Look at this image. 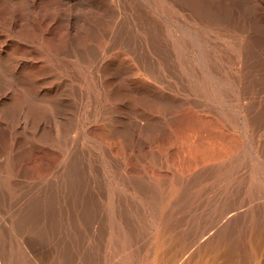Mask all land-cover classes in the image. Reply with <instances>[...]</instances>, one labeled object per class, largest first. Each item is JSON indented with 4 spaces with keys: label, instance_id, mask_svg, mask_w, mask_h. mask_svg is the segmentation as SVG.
Instances as JSON below:
<instances>
[{
    "label": "bare ground",
    "instance_id": "obj_1",
    "mask_svg": "<svg viewBox=\"0 0 264 264\" xmlns=\"http://www.w3.org/2000/svg\"><path fill=\"white\" fill-rule=\"evenodd\" d=\"M81 139L115 166L101 209ZM0 240L6 264H264V0H0Z\"/></svg>",
    "mask_w": 264,
    "mask_h": 264
},
{
    "label": "rangeland",
    "instance_id": "obj_2",
    "mask_svg": "<svg viewBox=\"0 0 264 264\" xmlns=\"http://www.w3.org/2000/svg\"><path fill=\"white\" fill-rule=\"evenodd\" d=\"M197 121L194 119L193 116L191 115H184V116H178L175 117L168 128L164 129L160 138H158L155 143L154 146L157 148H161V149H165V148H169L172 144L176 143L179 145L184 144L188 139H190V137L192 136V134H194V130H196L198 127ZM196 126V127H195ZM193 129V130H192ZM204 135L207 134L206 131H204ZM94 137L97 140H102L104 142H106L109 145V149L110 152H112V155L116 156H121L122 154H124L125 149L123 147V145L121 144L120 140L115 136V135H110L109 132H105L103 131V129L101 130L100 128H97L94 132ZM96 139H81L78 143H79V147L78 149L83 150L85 152V157L87 156L86 160L88 161L89 158V166H90V171L91 174L89 173V185L90 186V190L93 191L95 189V193H93V191L91 192L92 194V200H95V203L98 204V208H102L104 203V201L108 200L109 197V193H110V189L109 187V182H111V179L113 178L114 175V171H115V166H113L111 163H107L106 159L104 157V154L102 155V151L100 150L99 147V143L97 142ZM77 149V150H78ZM144 152L147 153L148 152V146L144 148ZM37 153V154H36ZM43 153V155H42ZM35 152L34 157L32 161L36 162L37 164H33V162H31L30 166L31 168H33L31 171L33 173H28L29 175L27 176L28 178H30L31 180H37L41 182V184L44 186H48V188L51 190V192H54L57 190L58 187H60L57 183H59L58 180L61 181V177L59 178V174H60V169L59 168V158L58 156L53 154V157H51V153H48V155L50 154V156L45 155L47 154L46 152ZM129 157L126 159L127 161V169L126 172L128 174H132V175H140L142 172L141 169V165L136 161V158L134 156H132L129 152ZM42 155V157H41ZM131 155V156H130ZM40 156V157H39ZM50 157L49 160L48 158L46 159V157ZM55 156V158H54ZM35 159V160H34ZM41 163L42 159H46L45 161H48V163L50 162L51 164H46V166H44L43 164H39L37 162ZM40 159V160H39ZM53 161L55 162V164L53 163ZM57 162V163H56ZM143 165L144 168L146 170H148L151 173L156 174L157 176H162L163 174L161 172H159L158 168H156L155 166L151 165L150 161L145 158L143 161ZM43 165V167L41 166ZM47 165L49 168H47ZM54 165V166H52ZM38 166V167H37ZM58 166V167H57ZM110 166V168H109ZM53 167V168H52ZM55 167V168H54ZM57 167V168H56ZM56 169V170H55ZM59 173H58V172ZM36 174V175H35ZM58 174V175H57ZM110 174V175H109ZM45 177V178H44ZM39 180H38V179ZM109 178V179H107ZM207 185H208V195L211 196V202L214 203L216 201V197L217 195L221 192V188H222V183L220 181L217 182V180L214 178L213 175L208 176L207 177ZM47 179V181H46ZM50 179V180H49ZM33 180V181H34ZM43 180V181H42ZM216 180V181H215ZM58 181V182H57ZM215 181V182H214ZM57 182V183H56ZM91 182V183H90ZM58 186H56L55 185ZM55 186H53V185ZM117 182V185L119 188H122V184ZM211 185V186H210ZM221 185V186H220ZM52 188H51V187ZM109 189V190H108ZM129 192L133 193L132 189H128ZM96 194V195H95ZM216 195V196H214ZM241 196H243V192H241ZM53 200V199H52ZM54 200H57L56 198ZM59 200V199H58ZM60 200H65L64 197H62ZM202 201V200H201ZM205 200H203L204 202ZM214 201V202H213ZM231 202H229L231 204V208H233L235 211L239 205H238V201L237 200H230ZM240 202V201H239ZM235 206V207H233ZM7 250V244L3 241L0 240V264H6L5 263V256H2V251H6ZM102 251V250H101Z\"/></svg>",
    "mask_w": 264,
    "mask_h": 264
}]
</instances>
